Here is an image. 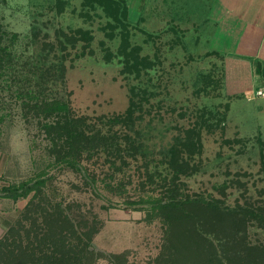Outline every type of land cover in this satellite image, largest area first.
<instances>
[{
  "label": "rangeland",
  "instance_id": "374dc122",
  "mask_svg": "<svg viewBox=\"0 0 264 264\" xmlns=\"http://www.w3.org/2000/svg\"><path fill=\"white\" fill-rule=\"evenodd\" d=\"M124 1L128 17L116 21L93 0H0V28L14 61V72L0 80V187L45 180L49 198L70 207L76 221L98 228L93 238L97 249L124 254L118 264H157L167 251L174 221L156 209V201L166 202L168 188L175 184L182 196L262 214L264 98L257 92L264 91V77L257 66L255 91L244 85L251 75L235 81L240 89L233 91L224 55L206 50L210 29L167 27L161 23L162 17L169 19L167 10L157 11L156 0ZM78 29L91 36L82 39ZM74 35L86 47L84 56H78L84 48L72 45L60 51ZM136 55L145 59L140 77L134 69ZM42 75L49 82L43 84L45 97L66 102L93 121L104 115L106 122L129 109L132 89L139 94L145 86L140 78L150 83L156 93L147 102L153 105L151 114L138 116L142 121L128 132L145 141L146 152L130 157L129 145L122 156L107 152L85 157L81 172L60 165L38 121L28 122L18 95ZM126 124L122 128L127 130ZM185 132H191L197 149L193 155L182 154L191 170L180 174L181 167L167 166L164 150ZM35 195L18 201L0 197V238ZM200 217L189 215L182 225L203 232L208 240L222 232L230 236L239 226L212 228ZM241 230L244 247H264V222L258 216L246 217ZM95 264L112 263L103 257Z\"/></svg>",
  "mask_w": 264,
  "mask_h": 264
},
{
  "label": "trees",
  "instance_id": "16d2710c",
  "mask_svg": "<svg viewBox=\"0 0 264 264\" xmlns=\"http://www.w3.org/2000/svg\"><path fill=\"white\" fill-rule=\"evenodd\" d=\"M93 1L103 6L107 16L116 21H121L123 18L126 20L128 17L129 11L124 0L123 7L120 0ZM109 24L115 25L113 20L109 21ZM75 33L80 34L85 40L91 36L90 31L83 29H78ZM70 45L76 50L85 47L74 35L71 39L69 37L67 44L61 45L60 51L63 53L68 51ZM85 48L82 54L78 53L79 57L85 55ZM9 49L3 41L0 28V80L10 74L9 72H14L13 56L9 53ZM135 57L137 62L134 69L140 77L142 69H139V66L144 65L145 59L140 61L139 58H142L140 55ZM59 68L62 73L66 70L64 64ZM257 72L264 77V67L261 64L258 65ZM140 79L145 86H141L139 94L134 93L137 88L132 89L129 109L124 113L116 114L108 122L104 115L93 121L86 115H77L68 103L45 97L42 94L45 91L43 84L49 83L45 75L35 78V83L27 92L20 90L18 95L23 98V105L25 104L23 110L26 111L28 122L32 118L38 121L41 130L52 143V154L56 155L58 163L81 172L83 169L80 159L85 157L91 158L96 154L107 152L113 157L122 156V152L128 150L129 145L131 148L129 152L133 153L129 155L130 157L136 158L142 150L146 152L145 141L135 139L128 133L140 124L142 116L151 114L153 105L148 106L147 102L150 103L153 98L151 96L156 94L153 87L149 86L150 83H144V80ZM148 81L152 80L148 78ZM123 124H126L127 130L122 128ZM191 132L176 137L174 143L164 150L165 160H163L171 169L181 167L180 170L178 169L180 174L191 170L187 160H182V154L186 152L193 155L195 154L193 149H197L192 141ZM125 138L127 141L123 142ZM46 183L45 180L31 179L20 185L10 184L0 187V197L14 201L27 199L33 192L36 193L21 212V217L8 228L5 236L0 238V264H95L103 257L110 259L112 264H118L117 261L125 255H113L97 249L93 238L99 232L98 228L90 226L85 220L73 219L69 213L70 207H65L63 203L47 196L44 191ZM179 190L178 185L175 184L168 188L169 199L166 202L156 201V209L163 211L166 220L174 221L167 232L168 243L165 244L167 251L157 259V264H264V247L250 249L244 247V242L239 240V235L242 233L241 226H245L246 217L258 216L259 222H264V210L262 214L250 210L240 213L241 208L224 209L219 201H203L190 195L185 197ZM189 215L193 217L201 215L200 219H204L207 225L213 224L224 229L226 223L227 225L235 223L239 226L233 229L234 233L230 236L222 232V236L219 234L214 236V240H208L209 238L203 236V232H196L182 225ZM206 233L215 234L212 231ZM185 238L187 239L183 242Z\"/></svg>",
  "mask_w": 264,
  "mask_h": 264
},
{
  "label": "crops",
  "instance_id": "0c3cea01",
  "mask_svg": "<svg viewBox=\"0 0 264 264\" xmlns=\"http://www.w3.org/2000/svg\"><path fill=\"white\" fill-rule=\"evenodd\" d=\"M156 4L157 11L167 10L169 19L161 20L167 27L210 29L206 50L224 55L228 82L233 78L230 89L236 92L234 82L251 75L244 85L255 91L256 67H264V0H156Z\"/></svg>",
  "mask_w": 264,
  "mask_h": 264
},
{
  "label": "built area",
  "instance_id": "2783aa9c",
  "mask_svg": "<svg viewBox=\"0 0 264 264\" xmlns=\"http://www.w3.org/2000/svg\"><path fill=\"white\" fill-rule=\"evenodd\" d=\"M257 94H258L260 97H263V98H264V91H263V90L258 91Z\"/></svg>",
  "mask_w": 264,
  "mask_h": 264
}]
</instances>
